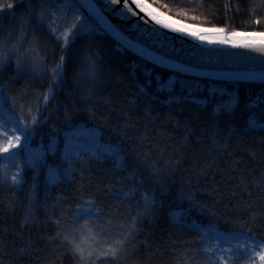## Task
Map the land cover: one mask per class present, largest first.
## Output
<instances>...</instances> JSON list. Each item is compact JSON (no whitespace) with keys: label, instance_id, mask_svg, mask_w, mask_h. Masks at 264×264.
<instances>
[{"label":"snow or ice","instance_id":"snow-or-ice-1","mask_svg":"<svg viewBox=\"0 0 264 264\" xmlns=\"http://www.w3.org/2000/svg\"><path fill=\"white\" fill-rule=\"evenodd\" d=\"M110 4H120L113 9L118 16L264 57V0H247L241 23L261 26L250 31L230 23L229 13L242 11L238 3H225L224 22L209 26L183 23L149 0ZM81 7L103 20L89 0L80 5L77 0H0V15L15 18L0 35V65L11 63L14 69L12 78H0V187L8 189L0 194V213L22 210L19 230L7 224L10 216L0 225V264H62L65 256L70 264H264V90L242 96L215 89L196 97L165 78L155 88L150 76L126 80L123 73L104 68ZM194 7L203 9V4L197 0ZM190 11L177 8L184 17ZM106 27L119 35L111 24ZM77 40L74 87L65 88L70 103L63 104L53 97L65 87L66 50ZM140 43L127 37L120 46ZM138 54L157 66L169 59L148 45ZM17 77L26 82L15 85ZM258 79L264 82V72ZM37 81L47 87H32ZM152 93H167L174 103L158 111ZM185 102L206 118L178 107ZM49 119L47 145L33 146L36 128ZM105 127L116 133L115 140L103 135ZM49 154L56 163L49 162ZM104 161H112L110 168L95 174L92 165ZM28 170L31 183L22 200L17 192ZM41 172L45 191L38 196ZM193 210L207 220L190 223ZM161 212L171 226L195 235L154 240L142 225ZM219 219L228 226L221 228Z\"/></svg>","mask_w":264,"mask_h":264},{"label":"trees","instance_id":"trees-1","mask_svg":"<svg viewBox=\"0 0 264 264\" xmlns=\"http://www.w3.org/2000/svg\"><path fill=\"white\" fill-rule=\"evenodd\" d=\"M150 3H153L154 6L157 4L160 6L161 11L167 12L169 15L174 16L176 19L182 20L183 23L186 24H203L209 26L213 23L222 24L224 22V7L225 3H228L230 6L233 3H238L242 7V11L237 13L234 9L229 13L230 23L240 28L242 31H250L253 28L260 30L261 26L259 24L256 25H246L242 24L241 21L247 18V12L245 5L247 0H200V3L203 4V9L195 8L194 6L197 3V0H149ZM211 5V7H209ZM167 6V7H165ZM178 7H183L191 10L187 17L182 16L177 12ZM85 10V9H84ZM16 11H19V7H17ZM85 13L87 11L85 10ZM88 14V13H87ZM195 15H201L202 19H194ZM90 21L97 26L98 29L94 30L90 37V42L96 46L97 50L104 56L103 66L106 70L109 68L113 72L123 73L125 79L131 77L132 80L139 82L141 79L150 76L152 83L151 87L155 88L156 81L161 78L168 79L169 82H174L177 89L179 90L181 87L184 92L191 91V94L196 97H203L206 94H210L212 90L215 89H229L234 92H239L242 96H247L249 93L258 94L261 90H264V83L262 82H248V81H234V80H214L210 78H202L197 76L188 75L185 73H181L170 68H167L162 65H154L149 61L141 58L139 54L136 52L129 50L126 47H121V43L115 40L110 34H108L103 28L99 26V24L88 14L87 15ZM0 35H2L10 26L14 25L15 18L13 17L10 21L7 14L0 15ZM43 42V41H42ZM81 41L77 40L75 44L69 46L66 50V82L65 87H61L56 96L53 97V100H59L63 104H69V97L66 95L65 88L72 89L74 86L71 84L72 73L75 70L76 64V55L75 50L79 47ZM52 45L49 43V48ZM56 55H59V49H56ZM145 69L148 72H145ZM13 66L11 63L6 66L0 65V78L5 80L12 78ZM22 82H26L24 77L15 78V85H20ZM32 87L44 88L47 87L46 82H33ZM15 90V89H13ZM121 94H124V89L120 90ZM136 88L132 87L130 89V93H135ZM153 100L155 101V107L158 111H164L165 107L170 103H174V100H170L167 93H161L156 95L152 93ZM117 99L120 97L117 96ZM144 98H141V103H143ZM53 104L49 102L48 108H52ZM179 108H183L186 113H190L193 116H199L201 121H203L206 116L205 112L201 111L197 107H195L194 103L185 102L178 106ZM47 111V109H45ZM116 113H113L112 123H115ZM51 119L47 123H41L36 128V132L38 136H42L45 143H48L49 139V124L51 123ZM78 123L88 126L85 124L83 119H79ZM171 127V125H169ZM179 131V129H177ZM259 133H257L258 135ZM103 135L105 137H111L113 140L116 139V133L112 131L111 128L105 127L103 129ZM251 136V134H248ZM248 144V141H245L241 147H244ZM251 146V145H248ZM247 159V157H245ZM49 162L56 163L57 159L53 155H49ZM112 161H104L102 163H96L92 165V170L95 174L100 175L102 171L110 168ZM31 170H28L24 174L25 183L19 188L17 195L22 198V200L26 199L25 191L28 185L31 183L30 177ZM176 181H179V174L176 177ZM8 191L3 187H0V194ZM45 191V177L43 172L39 177V184L37 195L43 196ZM55 189H52V195H55ZM202 198L208 199L207 193L200 194ZM3 207V205H0ZM21 208H16L11 212H3L0 213V225L5 223V217H11L10 220H7V224L9 226L15 225L17 230H19V220L21 217ZM183 218V217H182ZM231 219V218H229ZM189 222H197L200 223L201 220L206 221L207 217L202 216L195 210L188 217ZM218 224L221 228L228 226L227 221L224 219H219ZM142 230L149 233V235L155 240L159 239L163 241L165 238L171 237L174 240L187 239L192 235H195L194 232H189L186 229H180L178 226L173 227L169 224L168 219L164 212H161L157 216L153 217L151 221L146 219L142 225ZM25 235H27L28 228L24 229ZM143 238V237H141ZM166 251V249H165ZM143 253V248L141 249ZM25 261L28 260V257H23ZM62 264H70L69 258L65 256L63 258Z\"/></svg>","mask_w":264,"mask_h":264},{"label":"water","instance_id":"water-1","mask_svg":"<svg viewBox=\"0 0 264 264\" xmlns=\"http://www.w3.org/2000/svg\"><path fill=\"white\" fill-rule=\"evenodd\" d=\"M77 1L81 4V0ZM89 2L96 4L103 20L99 19L95 12L90 13L88 8H83L115 40L124 44L127 37H134L142 42L126 47L129 50L138 54L139 48L148 45L154 54L167 53L169 59L162 66L202 78L262 83L258 77L264 72V57L259 53L240 46L202 42L186 34L154 26L152 23L145 25L136 17L118 16L113 9L119 8L120 4L113 6L110 0ZM107 24H111L119 35L108 30ZM169 64L177 67H169Z\"/></svg>","mask_w":264,"mask_h":264},{"label":"rangeland","instance_id":"rangeland-1","mask_svg":"<svg viewBox=\"0 0 264 264\" xmlns=\"http://www.w3.org/2000/svg\"><path fill=\"white\" fill-rule=\"evenodd\" d=\"M77 4L80 5V3H79L78 1H77ZM81 12L84 14L85 17H87L88 22H89L91 28L93 29V31L96 30V29H98L97 26H95V24H93V23L90 21L89 17L87 16L88 14L85 13V10H84L83 7H81ZM84 126H85V125H84ZM85 127H86V126H85ZM35 133H36V134H35V136H34V138H33V141H32L33 146L40 145V144L47 145V143L44 142L43 137H42V136H38L36 130H35ZM0 155H2V154H0ZM49 155H51V154H49ZM49 155H48V157H49ZM0 163H4V161H3V160H0ZM182 219H183V218H182ZM191 223H197V222H191Z\"/></svg>","mask_w":264,"mask_h":264}]
</instances>
